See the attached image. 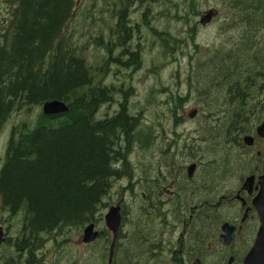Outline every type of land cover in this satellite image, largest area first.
Masks as SVG:
<instances>
[{"label":"trees","instance_id":"16d2710c","mask_svg":"<svg viewBox=\"0 0 264 264\" xmlns=\"http://www.w3.org/2000/svg\"><path fill=\"white\" fill-rule=\"evenodd\" d=\"M9 1L13 14L7 31L12 30V39L0 50V126L13 112L41 107L50 100L64 102L67 112L47 117L39 113L32 123L23 121L10 130L0 166V208L8 215L6 227L2 226L7 247L0 252V264H107L112 236L104 227L108 208L103 200L122 180L128 195L114 202L120 206L122 201V211L111 264H149L143 246L164 257L159 217L175 216L176 211L186 217L197 192L212 185L216 201L230 195L244 178L236 166L238 142L264 113V94L259 93L264 87V0H182L186 11L179 15L176 9L167 16L181 22L186 31L181 33L180 28L174 34L153 24V32L143 35L142 48L152 43L161 49L153 63L155 72L169 43L188 41L191 49L183 70L184 93H170L163 101L160 90L151 87L143 99L145 107L173 105L174 115L196 94L200 114L194 120L202 118L199 131L176 142L183 156L196 161L192 182L186 181V166L174 163L167 151L159 154L151 172L132 173L133 146L147 150L162 126L159 119L148 124L138 120L145 107L139 108V101L133 100L135 85L124 77L115 79L117 85L109 77L110 64L128 70L129 77L143 64L139 38L134 42L126 24L127 6L118 12L110 41L104 43L105 30H99L97 51L102 59L96 66L85 58L82 45L64 33L76 0ZM201 7L208 9L201 12ZM212 9L219 13L209 23H220L218 30L225 38L202 47L195 42V29L204 25L191 21ZM118 72L117 68L113 75ZM104 106L110 111L99 116ZM177 123L181 118L173 120L174 127ZM158 169L183 172L181 183L169 195L147 188L155 184ZM152 191L162 197L149 204L144 196ZM91 223L103 227L93 244L83 246L94 249L80 259L70 243Z\"/></svg>","mask_w":264,"mask_h":264},{"label":"rangeland","instance_id":"374dc122","mask_svg":"<svg viewBox=\"0 0 264 264\" xmlns=\"http://www.w3.org/2000/svg\"><path fill=\"white\" fill-rule=\"evenodd\" d=\"M172 4L178 5L177 8H174ZM181 5H184L182 0H76L75 14L64 28V33L66 36L70 37L71 41L82 45L85 58L97 66V62H100L102 59H100L99 51H97L99 30L101 28L105 30V32L102 33V36H104V43L111 40V36L108 39V35H110L111 27H115L117 24L118 12L122 6L128 7L126 12V24L132 28L130 35L134 39V42L139 38L142 48V42H144L142 39L143 35L146 31L150 33L153 32L151 26L153 24L158 25L159 27H166L172 33L178 34V30L182 26L181 22H176L172 16H167V14H173L176 9L179 15L183 14L186 10H182ZM207 9L208 8L201 7L200 10L203 12ZM161 10L164 11V14ZM197 16L193 17L191 24L194 22L198 24L199 18ZM128 17H130V20H128ZM219 24L220 23L217 22L207 23L204 26L198 24L195 29V42L199 46L206 47L207 44L223 41L225 36L220 34L218 30ZM186 29L187 27H182L180 32L183 33ZM217 34L220 36L219 38L216 37ZM190 50L188 41L187 43H169V50L165 53V57L159 60L157 64L159 70L158 72H155L153 63L156 62L155 58L156 56H159L161 49L160 47H155L152 43L145 44L141 50L143 64L140 70L131 73V77H129L128 70L110 64V80L119 85L120 82L116 83L115 79L118 77H124L123 79L125 82H128L130 85H135L136 93L133 100L139 101L137 104L139 108L145 107V99H143V97L151 87H156L160 90V98L163 101L170 93L175 94V92H178L183 94L184 90L187 88V84L184 80L185 73L183 70L187 64V58L191 56L189 53ZM117 68L119 69V72L113 75L114 70ZM163 89L164 91H162ZM155 95L159 96L157 93ZM183 96L188 97L189 95L186 94V96ZM195 96L196 94L194 93L191 98L186 99L183 104V110L181 107L178 108V111L175 112L174 115H171L172 112H170L173 108V105L171 104L149 103L143 108L138 116V120L140 119L141 122L148 124L152 118L154 121L159 119L162 129L159 132V137H156L153 140L147 150H142L137 144L133 146L129 156L131 167L134 168L132 171L133 174H140L141 169H144L147 172V168L150 166L151 170L156 168L157 157L163 151L170 153L168 158H171L178 166L182 164L187 167L190 163L196 162L192 157L183 156L179 148L176 147L177 141L180 142L181 140L192 137L197 131H199L197 129L201 124L202 118L200 116L197 120L189 118V114L196 111L197 107L199 108V101L195 99ZM109 111L110 108L104 106L101 108L98 115L103 116L104 113ZM39 113L42 114L41 107L39 106H33L28 110L23 109L21 111H15L0 126V166L2 165L6 148L5 146L11 128L13 126H20L23 121L32 123ZM199 114L200 109L199 112H197V115ZM178 118H181V123H177L174 127L173 120ZM173 132L179 134L180 138L178 139L174 137L172 135ZM166 133H169L171 137L168 138ZM168 143L170 144L169 147H167ZM124 184L125 180L117 181L113 184L109 193L103 200L106 204V209L109 208L110 205H116L114 202L119 198L122 200L126 199L128 190L125 189ZM120 208L122 211V201L120 202ZM17 216L19 217L20 214H17ZM7 217V213L3 212L0 208V226L6 227L4 221ZM11 222L13 224H11L10 229L13 234L15 232L16 226L14 224L16 222L14 220ZM95 226L97 229V224ZM98 226L99 229L103 227L100 225ZM122 231L124 233L127 232V225L123 224ZM81 235L70 243L72 248L79 253L80 259H82L85 253L94 249V247H83L85 245L80 243ZM6 247L7 246L1 248L0 252Z\"/></svg>","mask_w":264,"mask_h":264},{"label":"flooded vegetation","instance_id":"af4514ba","mask_svg":"<svg viewBox=\"0 0 264 264\" xmlns=\"http://www.w3.org/2000/svg\"><path fill=\"white\" fill-rule=\"evenodd\" d=\"M11 6L9 0H0V50L12 39V30L7 31L12 25ZM215 13L218 15L219 12L215 10ZM259 93L264 94V87L259 89ZM263 123L264 113L240 137L236 166L244 174V178L230 195H224L215 201L213 187L210 185L205 192L195 194L196 201L189 207L186 217L176 211L175 216L158 218L163 224L160 245L163 246L161 253L164 257L143 246L141 252L147 257L149 264H244L245 258L253 250L260 228V220L252 200L260 190L259 179L264 178V132L259 130ZM244 137L250 138L249 144L243 141ZM187 167L186 181L192 182L197 168L189 178ZM147 172H151V169H147ZM182 173L158 169V178H153L155 184L147 185V188H156L169 195L171 188L181 183ZM192 187L198 189L195 185ZM161 197L158 191L144 196L149 204L151 200ZM225 224L226 231L223 230ZM0 227L3 232L0 248H3L7 244V238L5 229ZM98 231L100 234L101 230Z\"/></svg>","mask_w":264,"mask_h":264},{"label":"water","instance_id":"95a60500","mask_svg":"<svg viewBox=\"0 0 264 264\" xmlns=\"http://www.w3.org/2000/svg\"><path fill=\"white\" fill-rule=\"evenodd\" d=\"M216 15L215 10H209L199 19L201 25L209 23L210 19ZM41 111L43 116H56L67 112V107L64 102L57 100H50L42 104ZM197 111H193L189 114V118H194ZM259 130L264 132V123L260 126ZM243 141L247 144L250 143L249 137H244ZM196 164H190L187 167V175L191 178L195 172ZM260 190L255 198L252 200V205L255 208L260 220V228L257 233V237L254 243L253 250L245 258L244 264H264V178L259 179ZM105 228L110 232L112 236L111 244L109 247L108 262L112 263L114 248L117 240V235L121 226V210L119 205L111 206L103 217ZM227 224L223 226V230L226 231ZM99 231L96 229L95 224L91 223L87 225L81 235L80 243L83 245H89L94 243L99 237ZM3 232L0 227V244L3 241ZM231 262H229L230 264Z\"/></svg>","mask_w":264,"mask_h":264}]
</instances>
